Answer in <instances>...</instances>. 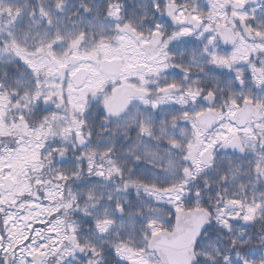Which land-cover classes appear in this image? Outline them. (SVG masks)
Masks as SVG:
<instances>
[{
  "label": "snow or ice",
  "instance_id": "snow-or-ice-1",
  "mask_svg": "<svg viewBox=\"0 0 264 264\" xmlns=\"http://www.w3.org/2000/svg\"><path fill=\"white\" fill-rule=\"evenodd\" d=\"M0 264H264V0H0Z\"/></svg>",
  "mask_w": 264,
  "mask_h": 264
},
{
  "label": "trees",
  "instance_id": "trees-1",
  "mask_svg": "<svg viewBox=\"0 0 264 264\" xmlns=\"http://www.w3.org/2000/svg\"><path fill=\"white\" fill-rule=\"evenodd\" d=\"M253 258H256V256H253Z\"/></svg>",
  "mask_w": 264,
  "mask_h": 264
}]
</instances>
